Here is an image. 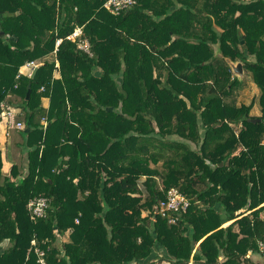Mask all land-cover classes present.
Returning a JSON list of instances; mask_svg holds the SVG:
<instances>
[{
    "label": "trees",
    "instance_id": "1",
    "mask_svg": "<svg viewBox=\"0 0 264 264\" xmlns=\"http://www.w3.org/2000/svg\"><path fill=\"white\" fill-rule=\"evenodd\" d=\"M106 1L0 0V115L11 96L24 122L8 173L0 149V264H35L34 239L49 264H264V0ZM170 188L190 203L174 224Z\"/></svg>",
    "mask_w": 264,
    "mask_h": 264
},
{
    "label": "built area",
    "instance_id": "2",
    "mask_svg": "<svg viewBox=\"0 0 264 264\" xmlns=\"http://www.w3.org/2000/svg\"><path fill=\"white\" fill-rule=\"evenodd\" d=\"M134 5H136L135 0H107L104 7L110 13L119 15L122 12L131 9ZM82 36L83 31L78 27L67 37V39L76 41L78 48L90 55V44L86 39H83ZM61 42L62 39L56 41V50ZM56 65H58V63H56ZM25 67L27 68L26 75L31 77L37 64L35 62H30L27 63ZM1 116L7 118V124H9L10 128L20 131L23 130L24 125L22 122H16L14 119L15 112L4 104L2 105ZM189 205L190 203L188 199L177 188H170L166 192L165 199L159 203L157 209L162 217L167 218L170 224H174L177 221V217L187 211ZM48 207L49 200L47 198L36 197L32 199L28 204L31 219L36 221L44 218ZM75 222L79 223L78 219H76ZM31 245V251L35 255V264H49L47 261L48 248L44 249L42 247V245L47 246V242L42 241L41 244H39L37 240L34 239L32 240ZM259 250L264 255V238L259 242Z\"/></svg>",
    "mask_w": 264,
    "mask_h": 264
},
{
    "label": "crops",
    "instance_id": "3",
    "mask_svg": "<svg viewBox=\"0 0 264 264\" xmlns=\"http://www.w3.org/2000/svg\"><path fill=\"white\" fill-rule=\"evenodd\" d=\"M219 45L220 44H214V46H212L213 50H214V53H216L219 50ZM47 59H49L50 61L53 60L52 57H48ZM20 73L23 74V75H26L27 68L25 67V65L23 67H21ZM56 74L58 76V72H56ZM247 81L248 80H246V75H245V71H244V77H243V80H242L243 83L240 86L241 88L239 87V89L237 91V95H240L242 89H245V87H247ZM12 100H14V98L9 96L7 98V100L4 102V105L6 107L12 109L15 112V114H16L17 110L19 111L20 109H18V108H16L14 106V105H16V103H14V105H13V103L12 104L9 103ZM48 104H49V101L47 99H45L43 101V105L45 107H47ZM18 120L19 119H18V115H17L16 122ZM19 131L20 130L16 131V129L10 128L9 124H7V118L0 116V149H3V147H4V148H6V151H7V155H6L7 158L6 159L4 158L5 157L4 153H2L3 162H4V168H5L4 172L5 173H8L10 171V168H11V166L13 164H15V163L20 164V161H21V157L20 156L21 155H20V152H19L20 150H19L18 145L21 143V140L19 139V135H20ZM249 213L250 212H248L247 214H249ZM232 223H233V221H225L223 223L222 227H227V226H229ZM69 235H70V233L67 232L63 237H61V242L62 243L68 242L69 241ZM162 256L166 257L165 252H162L159 249H156L154 251V260H157L158 258H160ZM140 264H143V263H140Z\"/></svg>",
    "mask_w": 264,
    "mask_h": 264
},
{
    "label": "rangeland",
    "instance_id": "4",
    "mask_svg": "<svg viewBox=\"0 0 264 264\" xmlns=\"http://www.w3.org/2000/svg\"><path fill=\"white\" fill-rule=\"evenodd\" d=\"M246 80L249 81V82L247 81V87H245V89H242L240 95H237V92L235 94L236 99H237V104L238 105H240V104L249 105L250 103H253V109L251 111V115L252 116H259V114H260V104H259L260 90L258 87H256L255 84H253L252 80L249 77H247ZM17 115H18V119H19L18 121L22 122V124L24 125L22 110H19V111L17 110L15 117H14L15 121H16ZM19 139L21 140L20 135H19ZM1 151H2V153H4V156H5L4 158L6 159L7 158L6 157V155H7L6 148L3 147V149H1ZM2 157H3V155H2Z\"/></svg>",
    "mask_w": 264,
    "mask_h": 264
},
{
    "label": "water",
    "instance_id": "5",
    "mask_svg": "<svg viewBox=\"0 0 264 264\" xmlns=\"http://www.w3.org/2000/svg\"><path fill=\"white\" fill-rule=\"evenodd\" d=\"M216 57H220V58H223V54L221 53L220 50H218L216 53H215ZM225 61L227 62V64L229 65L233 75L235 77H237L240 81L243 80V77H244V67H243V64L240 62V61H236V62H233L231 61L230 59L228 58H225ZM39 67V66H38ZM38 67H36L33 71V74H32V78L35 76L37 70H38ZM29 95H30V91L27 92V96L26 98L28 99L29 98ZM158 211V209H156V212Z\"/></svg>",
    "mask_w": 264,
    "mask_h": 264
}]
</instances>
